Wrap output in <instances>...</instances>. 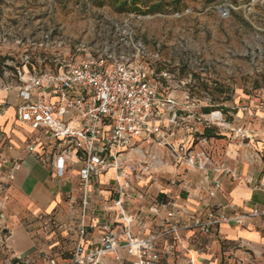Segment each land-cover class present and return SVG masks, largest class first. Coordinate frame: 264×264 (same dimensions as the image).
<instances>
[{
	"label": "crops",
	"instance_id": "1",
	"mask_svg": "<svg viewBox=\"0 0 264 264\" xmlns=\"http://www.w3.org/2000/svg\"><path fill=\"white\" fill-rule=\"evenodd\" d=\"M18 83L0 82V264H63L77 245L85 256L108 232L121 245L129 238L159 236L167 227L168 203L182 213L180 220L210 210L231 216L264 207V105L259 104L240 109L235 127L240 133L218 138L202 137L205 129L199 126L203 131L196 137L172 125L173 114L161 111L153 124L173 130L168 137L173 149L192 150L201 163L189 166L178 152L176 158L162 145L136 139L117 166L93 176L82 218L81 164L74 162L57 177L54 140L17 118ZM146 161L152 162L148 173L140 169ZM156 246L160 252L170 250L160 264H264V218L220 224L208 235L187 230L160 236ZM99 261L131 264L133 258L120 249Z\"/></svg>",
	"mask_w": 264,
	"mask_h": 264
},
{
	"label": "rangeland",
	"instance_id": "2",
	"mask_svg": "<svg viewBox=\"0 0 264 264\" xmlns=\"http://www.w3.org/2000/svg\"><path fill=\"white\" fill-rule=\"evenodd\" d=\"M121 1L0 0V82L16 81L27 62L58 69L55 57L130 61L152 71L159 93L180 102L181 117L220 113L210 138L236 135L240 109L264 105V0ZM153 4L158 12L149 11Z\"/></svg>",
	"mask_w": 264,
	"mask_h": 264
},
{
	"label": "built area",
	"instance_id": "3",
	"mask_svg": "<svg viewBox=\"0 0 264 264\" xmlns=\"http://www.w3.org/2000/svg\"><path fill=\"white\" fill-rule=\"evenodd\" d=\"M107 61V57H101L63 64L55 57L50 62L59 65L58 69L40 72L27 62L25 70L18 71L15 76L19 82L16 87L21 101L17 108V118L32 130H44L54 140L59 148L52 161L57 177H63L74 162L81 164L78 188L81 193L82 218L88 210L89 186L93 176L117 166L118 157L125 154L124 151L133 149V141L136 139L151 146L162 145L176 158L178 152L179 160L189 166L201 163L200 156L192 150L182 146L178 150L173 149L168 142L173 130L153 124L161 111L173 114L170 119L172 125L181 126L192 135L198 134V126L208 128L209 122L222 120L220 113H213L211 116H219H213L208 121L205 115L193 110H188V115L181 117L180 102L171 95L159 93L149 68L130 61L110 64ZM51 98H54L53 102ZM240 132L241 129H237V133ZM149 158L151 161L156 159L152 155ZM151 161L140 164L141 172H150ZM134 167L130 166V170L133 171ZM17 168L19 164L16 163L14 169ZM123 177L126 178V175ZM167 205L171 209L167 214V227L161 235L129 238L121 245L115 234L108 232L85 256L82 246L77 245L71 259L63 264H100L101 257L116 254L120 249H125L133 258L131 264H160L163 256L170 251L158 250L156 241L160 236L175 235L187 230L208 235L220 224L264 218L263 207L231 216L210 210L180 220L182 213L174 210V204ZM80 227L83 235V220ZM46 264L54 263L49 261Z\"/></svg>",
	"mask_w": 264,
	"mask_h": 264
},
{
	"label": "trees",
	"instance_id": "4",
	"mask_svg": "<svg viewBox=\"0 0 264 264\" xmlns=\"http://www.w3.org/2000/svg\"><path fill=\"white\" fill-rule=\"evenodd\" d=\"M132 3V4H136V0H122L120 5L122 6H125L127 2ZM160 9H159V5L158 4H153L150 8H149V11L154 13V12H158ZM211 110L208 108V109H204V113L205 114H208ZM203 137L205 138H210L212 136L211 132L209 131V128H205L204 132H203Z\"/></svg>",
	"mask_w": 264,
	"mask_h": 264
},
{
	"label": "bare ground",
	"instance_id": "5",
	"mask_svg": "<svg viewBox=\"0 0 264 264\" xmlns=\"http://www.w3.org/2000/svg\"><path fill=\"white\" fill-rule=\"evenodd\" d=\"M214 115H217V116H219L218 114H214ZM212 117V116H211Z\"/></svg>",
	"mask_w": 264,
	"mask_h": 264
}]
</instances>
